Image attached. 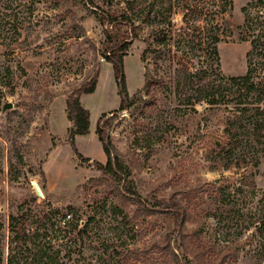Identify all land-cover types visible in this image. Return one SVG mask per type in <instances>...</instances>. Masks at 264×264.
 <instances>
[{
  "label": "rangeland",
  "instance_id": "374dc122",
  "mask_svg": "<svg viewBox=\"0 0 264 264\" xmlns=\"http://www.w3.org/2000/svg\"><path fill=\"white\" fill-rule=\"evenodd\" d=\"M93 1L0 0V264H7L9 215L23 207L28 228L66 264H264V154L237 151L241 167L226 169L227 153L220 159L217 144L225 141L233 104L190 105L186 89L175 92L180 73L213 64L215 37L225 79L252 69L264 85V0ZM98 15H133L139 26L125 75L130 96L142 95L117 114H108L119 109L121 95L114 67L104 61ZM114 33L127 39L131 30L117 25ZM95 70L97 89L83 105L93 133L108 114L104 133L131 171L123 184L95 168L107 161L97 136L76 138L86 163L74 156L68 135L50 130L56 98ZM56 112L58 123L67 121L60 105ZM176 201L186 217L174 230ZM66 214L79 226L59 223Z\"/></svg>",
  "mask_w": 264,
  "mask_h": 264
},
{
  "label": "trees",
  "instance_id": "16d2710c",
  "mask_svg": "<svg viewBox=\"0 0 264 264\" xmlns=\"http://www.w3.org/2000/svg\"><path fill=\"white\" fill-rule=\"evenodd\" d=\"M88 4H94L93 0H84ZM97 20L104 29V59L113 65L115 77L119 86L121 95V104L118 110L109 114H117L125 111L135 104V101L141 98L142 90H138L133 96H130L127 87L125 75V57L128 55L129 43L139 37V26L136 25L133 15H98ZM117 25H126L130 28L131 33L125 39L123 36L114 33ZM126 36V35H125ZM212 51L209 59L213 64L207 63L201 66L194 75L180 73L178 80L175 82V92L181 94L187 90V104L195 105L205 103L215 107L224 103L226 99L233 104L231 115L228 117L224 127V142L218 141V149L222 151L219 158L222 159L224 152L227 154L226 169L241 167L238 163L236 152L240 150L251 151L249 155L253 156L259 153L264 154V85L255 83L253 79V70L249 69L243 77H232L225 79L219 72V49L217 44L220 42L219 37H215ZM216 64V69L214 66ZM216 76L214 80L211 76L212 71ZM186 72V71H185ZM99 70L86 83L78 89L72 91L67 96L66 114L72 126L69 128L66 142L69 144L74 156L83 162H90L89 158L83 157L76 145L78 136L88 135L90 133V112L83 107L81 97L83 95L93 94L97 89ZM181 76V78H180ZM198 77V80H196ZM189 80H188V79ZM196 80V81H193ZM145 82L148 87L150 84V73L146 71ZM190 91V92H189ZM108 114H104L98 120L96 134L103 146L107 161L106 164L95 162V168L103 175L114 178L119 184L127 181L131 177L130 169L124 164L118 154L114 153L113 145L110 138L104 133L102 123ZM234 158V159H233ZM236 163H233V161ZM225 160V158L223 159ZM232 162V163H231ZM256 166L259 160L256 157ZM45 179V173H41ZM254 186V183H252ZM123 190H128L135 194L132 188L123 185ZM156 206V205H155ZM175 211L173 220L176 224L174 227L179 229L183 226V220L186 217L185 208L179 203H174ZM260 206V226L259 231L264 235V199L259 202ZM68 217V219H67ZM65 225L77 222L75 217L70 214L63 216ZM29 214L23 208L17 212L11 213L8 218L9 235V253L7 264H66L61 261L59 252L53 251L47 246L46 242L42 243L37 233H33L28 228ZM79 221L75 226H79ZM41 228L37 227V230ZM38 242V243H37ZM223 264V261L220 263Z\"/></svg>",
  "mask_w": 264,
  "mask_h": 264
},
{
  "label": "crops",
  "instance_id": "0c3cea01",
  "mask_svg": "<svg viewBox=\"0 0 264 264\" xmlns=\"http://www.w3.org/2000/svg\"><path fill=\"white\" fill-rule=\"evenodd\" d=\"M84 96L85 95H83L81 97V103H82V105H83ZM66 101H67V97L65 95L64 96L57 97L56 100L54 101L53 106H52V109H51V115H50V130H51V133L53 135H55V136H61V137L67 136L68 135L69 128L72 126V124L68 120L67 114H66V108H67ZM58 105H60V107H61V113L62 112H65L64 113L65 116H63L61 114L60 117L63 118L62 120L66 119L67 121H61V122L58 123L57 116H56L57 115L56 107ZM83 107H84V105H83ZM110 112H112V111H110ZM110 112H108V114ZM60 123H61V127H59ZM93 132H94V130H93V124H92V121H90V133H89V135L93 134V136L96 137L97 134L96 133H93ZM103 160L104 159H102L101 162H104Z\"/></svg>",
  "mask_w": 264,
  "mask_h": 264
},
{
  "label": "water",
  "instance_id": "95a60500",
  "mask_svg": "<svg viewBox=\"0 0 264 264\" xmlns=\"http://www.w3.org/2000/svg\"><path fill=\"white\" fill-rule=\"evenodd\" d=\"M7 108H11V106H8ZM36 194L38 197H42L43 196V193L41 192V190L39 188H37L36 190Z\"/></svg>",
  "mask_w": 264,
  "mask_h": 264
},
{
  "label": "bare ground",
  "instance_id": "6f19581e",
  "mask_svg": "<svg viewBox=\"0 0 264 264\" xmlns=\"http://www.w3.org/2000/svg\"><path fill=\"white\" fill-rule=\"evenodd\" d=\"M39 188L37 185H35V189ZM40 189V188H39ZM41 190V189H40ZM42 192V191H41Z\"/></svg>",
  "mask_w": 264,
  "mask_h": 264
},
{
  "label": "built area",
  "instance_id": "2783aa9c",
  "mask_svg": "<svg viewBox=\"0 0 264 264\" xmlns=\"http://www.w3.org/2000/svg\"><path fill=\"white\" fill-rule=\"evenodd\" d=\"M105 61V60H104Z\"/></svg>",
  "mask_w": 264,
  "mask_h": 264
}]
</instances>
